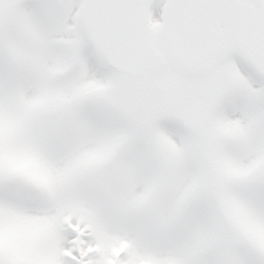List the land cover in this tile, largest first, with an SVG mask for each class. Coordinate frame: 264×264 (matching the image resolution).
<instances>
[{"label":"snow or ice","instance_id":"obj_1","mask_svg":"<svg viewBox=\"0 0 264 264\" xmlns=\"http://www.w3.org/2000/svg\"><path fill=\"white\" fill-rule=\"evenodd\" d=\"M0 264H264V0H0Z\"/></svg>","mask_w":264,"mask_h":264}]
</instances>
